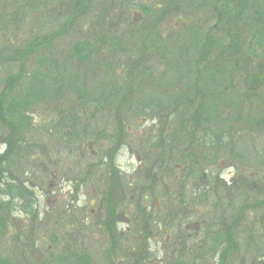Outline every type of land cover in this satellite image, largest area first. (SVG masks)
<instances>
[{
  "label": "rangeland",
  "instance_id": "1",
  "mask_svg": "<svg viewBox=\"0 0 264 264\" xmlns=\"http://www.w3.org/2000/svg\"><path fill=\"white\" fill-rule=\"evenodd\" d=\"M73 1L69 0L60 7L57 0H0V97L6 93L8 77L20 72L19 57L24 58L26 53H30L24 47L35 37L49 36L59 30L71 13H66L61 22L56 23V9H69V5L73 8ZM166 1L93 0L88 7L95 14L89 23L86 21L82 25L84 19L78 20L67 36L49 46L53 40H48L40 45L36 55L25 59L23 72L27 75L17 87L12 82L13 91H19V96L15 92L12 96L18 101L34 102L27 103L28 117L24 118H32L30 124L35 129H28L17 137L13 148L17 149L20 145L22 148L13 150L15 157L11 164L8 163L11 166L9 173L6 170L1 178L6 184L4 189L0 188V264H84L85 261L89 264H194L192 255L186 252L184 258L182 251L172 257L174 250L182 248L179 241L172 245L175 239L170 232L175 231L173 222L184 224L180 218L172 222L168 219L163 222L162 219L158 223L161 227L156 231L152 221L147 224L143 217L134 216L137 205L135 200L130 204L129 199L134 197L130 187L122 191L119 186L111 189L101 175L94 173L100 164V155L105 154L107 149H112L107 161H112L126 183L133 185L139 177L145 179V174L140 171L142 162H145V152L153 145L149 140L154 142L162 135H170L171 131L182 128L186 135L190 132L193 135L197 129L195 137L191 136L192 142L189 137H181L176 143L180 149L187 141V146L188 143H198L202 148L198 164L190 162L193 164L190 172L199 167V171L193 172L196 184L194 181L184 182L182 193L172 177L168 180L172 185L168 196L174 199L185 195L188 200L185 203L192 216L199 210L210 208L213 211L218 203L216 198L223 194L226 196L229 188L236 189L243 182L252 185L254 181L259 183L264 180V67L255 70L248 84L243 65L241 68L233 67L230 63L231 73L228 69L229 58L234 59L228 50L234 49L236 42H239L240 48L244 46L243 50L249 55L254 68L259 69L264 60V37L258 33V27H253L248 33L240 28L241 23L237 28L233 23V27L225 23L230 22L226 14L231 17L236 15L242 21L257 22L264 0H208L206 7H203L205 0H182L181 9L171 14L163 12L162 17L168 18L154 23L156 15L152 12L163 11ZM196 5H200L202 10H194ZM103 9L107 11V20L111 17L114 24L118 22L112 25L115 28L112 27L111 37L119 36L126 49L134 29L156 24L157 32L147 31L149 39L142 54L148 61L133 70L132 76H129L128 69L134 64L126 67L110 61L97 71L87 72L91 74L87 79V92L80 91L85 97L93 99L87 98L91 102H86L74 114L66 111L61 115L51 99L62 97L53 91L51 79L48 82L39 76L46 68L47 50L56 53L55 63L59 69L62 65L67 69L61 84L64 93L67 90L71 93V86L82 84L84 77L81 73L86 71L80 68L75 48L74 54L71 51L70 60L67 50L78 42L92 39V33L94 40L99 41L103 25L100 26L99 21L102 20L98 21V16ZM5 22L10 25L9 28L3 26ZM136 40L140 41L139 38ZM108 47L118 51L117 47ZM15 51L20 56L11 54ZM140 55L136 54L134 59H139ZM11 56L14 59L8 62ZM129 61L131 59L126 60ZM146 66L153 69L151 78L143 71ZM260 82V87L249 89ZM176 91L177 95L183 93L185 106H189L187 101L198 96L195 91L206 94L202 114V118L207 119L205 124L197 126V120L188 119L191 115L188 112L184 113L187 119L177 114L170 123L166 121L168 112L165 109L170 110L169 104L175 99ZM1 101L0 98V153L5 145L1 137L9 136V128L1 119L12 123L15 118L8 114L9 103L3 106ZM62 101L60 104H63ZM199 104L200 99L195 107ZM145 139L147 142L144 145ZM169 144L170 141L164 139L163 149L156 146L152 150L163 152ZM201 150L198 146L191 151L199 155ZM26 181L30 182L34 197L28 204L20 198L12 199L17 194L15 191L9 193L10 186L23 185ZM3 191L9 194L1 193ZM253 194L260 195L264 201V195ZM195 196L201 199L193 203ZM109 197L114 204L109 202ZM4 202H11V208H4ZM108 203H111L110 209L106 206ZM151 204L154 203L150 200L148 206H154ZM221 209L222 214L219 209L215 212L216 219L227 213V208ZM259 216L260 213L256 218L259 219ZM191 220L194 223L182 226V231L188 244L198 246L201 243L204 246L199 257L201 262L197 264H220L227 244L221 246L205 238L208 220L204 214L200 213ZM199 221L203 234L198 232ZM162 223L167 225V232ZM235 242L240 252L239 255L230 252L229 260L232 259L233 264H252L254 258V264H264L262 224L248 227L241 237H236Z\"/></svg>",
  "mask_w": 264,
  "mask_h": 264
},
{
  "label": "trees",
  "instance_id": "2",
  "mask_svg": "<svg viewBox=\"0 0 264 264\" xmlns=\"http://www.w3.org/2000/svg\"><path fill=\"white\" fill-rule=\"evenodd\" d=\"M57 1H60V5H59L60 7L62 6V4H65V0H57ZM92 1L93 0H74V10L72 14L66 19L65 23L61 25V28L57 30L56 32H54L52 35L40 37V38L35 37V39L33 38V40L27 45V47H24L25 51H29L30 53L37 52V50L38 51L40 50L39 49L40 45L45 44L48 40H53L54 42L48 44L47 46L55 42H58L60 41V39H62L63 36H65L64 34L66 32L68 33L71 29H73V27L75 26V23H77L79 19L83 17H85L86 19H90L94 15V12L91 10L92 8L88 7V4H90ZM172 3H170L164 9V11L160 12L161 14H159L155 18L156 20H154V23H157L158 21H160L158 17L162 16V13L166 12L168 8L171 7ZM261 10H262L261 12H258L259 16L257 20L259 23L257 24L258 26L257 29L260 30L258 31L260 36L264 37V34L261 35L264 32V8ZM106 12H107L106 9H103V13L100 14V16H98V20H100V18L102 20V22L99 21L100 26L103 25L102 34H100L98 38L99 41L94 40V33H92L91 34L92 39L89 38V40H86V42L84 41L82 43H77L75 44V46L73 45L70 50H67L68 55H69V60L71 59V51L74 54V51L76 50V56H77L80 68H82L81 70L83 72L86 71L85 74L81 73V76L84 77V79L82 80V84L78 86H75V85L71 86L72 88L71 93L67 90L65 92L67 94H65L64 93L65 90L63 89V85L61 84V82L64 81L62 79L66 76L67 69H64V65H62L61 68L59 69V66L55 63L57 62L56 54L50 53V49L47 50V52L49 53L48 54L49 56L46 58L47 59L46 68H45L46 73L42 71L40 74V77L46 78L48 82L51 79L52 82H50V85L53 88V91L55 90V94H58L60 95L59 97H62L59 99L58 97L55 96L59 100H56L54 97H52L51 99L54 103L57 104L56 107L58 106V108L60 109L61 115L66 111H69L70 113L74 114V111L77 112V109H79L80 107H84V104L86 102H88V104L91 102L87 100V98H91V96L89 95L90 97H85L84 94H81V91H80L81 89H83L87 92V87H88L87 79L89 76H91V74H87V72L97 71V69H99L100 66L106 65L109 61L114 64L117 63L115 61H118L120 63V66L121 64L126 62V59H122L119 55L121 54L125 55L128 51L126 50V47L123 48L124 44H122L121 38L119 36L111 37L110 33L112 32L113 26L111 22L109 21L111 17L109 18V20H107L105 17V15H107ZM58 15H60L59 18H61L63 15V17L58 20V22L60 23V21L66 15V12L64 14L63 9L60 8L59 12H57V16ZM233 16H234V22H236L239 18L236 15H233ZM3 26L5 28L10 27V25L7 22L3 23ZM149 30H151V33H153L154 31L157 32L156 24H152L151 27L150 26H147L146 28L143 27L139 30L134 29V31L132 32V37H133L132 39L136 40L138 37H140L139 39H141L142 41L141 45L146 44V41L149 39L148 37L149 34L147 33V31ZM156 34L157 33H155V37H156ZM129 41L131 42V48H130V51H131V49L137 47V41H133V42L131 40ZM108 46L117 47L118 51L115 49L109 48ZM234 46H235L234 49L231 48V50H228L230 52V55L233 54V57H234V59L229 58V63H228L229 73H231L230 63L232 64L233 67L239 66L241 68L243 65V72L246 74L245 82L248 84V80L251 79V75L255 73V70L259 71L260 69L264 67V60L259 65V69H255L253 63L251 62V59L248 58L249 55L242 56L243 49L242 47L240 48V46H238V42H236ZM145 51H146V48H145ZM141 53L142 54L144 53L143 46H142ZM12 54L15 56H18V53H16V51ZM142 54L139 60L136 63H134L136 64L135 66L145 64L144 62L147 57L143 58ZM112 56H115V57L111 58ZM21 69L23 68L21 67ZM152 72L153 71H151V73ZM130 74H133L132 69H131ZM153 75L154 74L152 73L151 75H148V76H150L149 78H151ZM15 77L17 78V75ZM9 78L10 80L13 79V77H8V79ZM261 84L262 83L260 82L255 87H252V88L249 87V89L253 90L257 87H260ZM150 85H153V84H150ZM13 92L17 93L19 96V93H18L19 91L17 92L13 90H10V91L8 90V92H6L5 95L3 93L0 97L2 100L1 102H3V106H6L9 103V107H7L9 108V112H8L9 116L16 118V120L15 118L12 120V123L6 122L5 119L3 118L1 119L2 122L7 125V128H9L8 129L9 136L6 138H4V136L1 137L5 141V144L7 146V150L5 154L0 156V188L2 189H4L3 185L6 184L5 181L2 182L1 180L2 175L6 170L9 173L11 166H9L8 163L11 164V161H13L15 157L14 151L15 150L19 151L21 150L20 148H22V145H20L19 148L17 149L13 148L16 145L17 137L28 132V129H31L32 131L35 129L34 127H31L32 124H30L32 123L33 119L24 118V117H28L26 116L28 113L26 112V107H28L27 103H30V102L21 101V100L18 101V99L15 96H12ZM177 93L178 92L176 91V96L174 99L175 101L171 100L169 104L170 110L167 111L165 109V111L168 112L167 113L168 115L166 116L167 118H165L167 119L166 121L168 122L169 120V123H170V120L173 119L174 116L176 117L177 114H180L185 118L184 113L188 112L191 114L188 119L197 120L198 121L197 126H199L201 123L205 124L207 122V119L202 118V114L204 111L203 105L206 104V98H207L206 94H201L199 91H195L194 94H197L198 96L194 100L187 101V105L189 106H185L183 93H179L180 95H177ZM3 98H5L6 101H4ZM49 98L51 97L49 96ZM91 99H93V97ZM198 99H200V104L197 107H195V103ZM61 100H63L62 101L63 104H60ZM47 102H50V100H47ZM47 102L45 104H47ZM31 103H34V102H31ZM184 106H185L186 111L184 110ZM192 109H194V112L192 111ZM3 115L5 117V113ZM21 117H23L24 119H22ZM5 118H7V115ZM119 118L121 119V116H119ZM200 119L205 120V121L201 122L199 121ZM89 127L92 128V124H89ZM190 127H193V126H190ZM192 133L193 132L189 133L190 136L188 134L186 135L184 129L182 128L174 132L171 131L169 133L170 135L168 134H165L164 136L162 135L161 138L157 139L154 142L153 141L150 142L149 140V143L150 144L153 143V145H151V148H147V151L145 152V162L144 163L142 162L143 167L140 171V173L145 174V179H140L141 177H139L136 184L130 185L126 183L125 177H123V175L118 171V168L114 165V163L112 161L110 162L107 161L108 153L112 152V149L109 151L107 149L105 154L100 155V157L102 158L99 161L100 164H98L97 168L94 169V173H97V175H101L100 177L103 180L108 182L109 186H111L110 187L111 189H115V187L119 186V190L122 191V189L130 187L132 190V194L134 195V197L131 196V198L129 199L130 204H132L133 201L135 200L134 202L137 205L136 206L137 210L134 216L136 218L139 216L143 217V220L147 224L148 222L152 221V223L155 224L157 227L156 231L161 227V225L158 224L159 221L162 222L164 220L163 222H167V219H168L169 222H172L175 219L176 221H178L179 218L182 220L184 224H181L180 222L172 223L174 225V230H175V231H170L174 235V239H175L172 245L177 244V242L179 241L182 246L181 250L173 251L172 257L175 256L177 253L179 254L182 251V256L185 254V252L187 253V255L188 254L192 255V260L195 261L194 264L201 262L199 257L203 253L204 246L201 243H199L198 246L197 245L193 246V245L188 244L186 238H184L185 232L182 231V226L190 225L194 223V221L191 220V218L198 217L199 214L201 213V214H204V218L208 220L207 225H206V230L204 231L206 235L205 238H209L212 242L219 243L221 246H225L227 244V247L223 253V258H221L223 263L221 262L220 264H226L227 262L232 263L234 261L232 259L229 260V258L231 257L230 252L232 251L233 253L237 255H239V252H240L239 245L237 242H235L236 237H241L242 233L245 232L248 227H251L256 224H260V225L262 224L263 229H264V201H262L261 197H259L260 195L259 196H257L256 194H253V196L251 195L252 192H257L258 194L264 195V180L259 183L254 181L252 185H247V182L246 183L243 182L240 184V186H238V188L240 187V189L238 188L230 189L229 188L226 193L227 194L226 196H224L223 194L222 196H219L216 198L218 203H217L216 208L213 211H211L210 208L199 210L198 213L195 214V216H192L191 212L189 211L190 209L185 203V201H188L185 195H182L181 197L174 198V199L171 196H168V191L172 189V185L170 181H168L171 177L176 183H178V186L180 187V190L182 191V193L185 190L184 182L194 181L195 184L197 182V180H195V176L193 172H195V170L199 171V167L198 166L195 167V170H192L191 172L190 170H191V165L198 164L199 160H197V158L201 159V155H202L201 149L202 148L200 147L198 143H191V144L188 143V146H187L188 141L184 145L181 146L182 149L177 148L176 146V143L179 141L181 137H189L190 141L192 142L191 136L195 137L197 133V129H195L193 135ZM66 135L69 136L68 133ZM75 137L77 138V136ZM164 139L167 142L170 141L169 147L165 151L155 152L154 150H152L156 146L159 147L160 150L163 149ZM146 142L147 140L145 139V141H143V144L145 145ZM198 146L201 150L200 154L198 155L197 153V155H194V151H191V150L194 147L198 149ZM153 155L155 157H152ZM98 159L99 158H97L96 161H98ZM190 162L193 164H190ZM90 174L91 173H88V175ZM217 179L220 180V177H217ZM116 183H119V184L116 186ZM120 184L122 186H120ZM161 190H163L162 193H161ZM9 191H10L9 193H13L14 191H15L14 193H17L12 196V199L20 198L24 201H30V199H32V191L28 187H24L22 185L10 186ZM6 192L7 191H3L1 193H6ZM158 193H160L161 195H158ZM198 199H201V198L200 197L196 198L195 196L193 199L194 201L193 203H196ZM150 200L152 201V203H154V204H151V205H154L152 207L148 206V202ZM205 200H208V199H205ZM109 202L113 203V200L111 199V197H109ZM5 203L6 202H4V204L2 205L4 206V208L5 206L6 207L9 206L8 208H11V205H10L11 202H7L6 204ZM157 204L158 206H155ZM107 205L108 207L109 205L111 207V203L106 204V206ZM103 206H104V203H103ZM222 207H224L225 209L227 208V213L224 214V217L220 216L221 217V218L219 217L220 219L219 218L216 219L217 215L215 214V212L219 209V211L221 210V214H222V211H223L221 209ZM149 208L151 210H149ZM5 211H7V208ZM254 212H257V214H255ZM259 213H260V216L258 219L256 217ZM218 221L219 223H217ZM199 223L200 224H198V232L202 228L201 221H199ZM162 224H163V229L165 230V232H167L165 228L167 227V225L165 223H162ZM201 233L203 234V232ZM224 234H226V236L223 238ZM169 237H172V235H170ZM197 243L198 242H194V244H197ZM210 249L211 248L209 247V250ZM215 254H217V252H215ZM184 257L185 256H183V258ZM254 259L252 260L253 262L252 264L256 263ZM75 263L78 264L79 262H75ZM83 263L89 264L90 262L85 261ZM138 263L139 262H136L135 264H138ZM174 264L176 263L174 262Z\"/></svg>",
  "mask_w": 264,
  "mask_h": 264
}]
</instances>
